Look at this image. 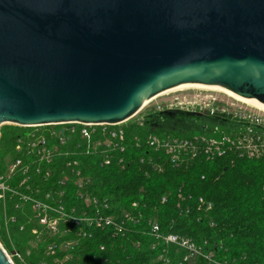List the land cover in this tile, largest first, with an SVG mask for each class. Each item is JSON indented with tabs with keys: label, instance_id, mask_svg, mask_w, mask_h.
<instances>
[{
	"label": "water",
	"instance_id": "1",
	"mask_svg": "<svg viewBox=\"0 0 264 264\" xmlns=\"http://www.w3.org/2000/svg\"><path fill=\"white\" fill-rule=\"evenodd\" d=\"M182 87L264 110V0H0V130L121 124Z\"/></svg>",
	"mask_w": 264,
	"mask_h": 264
},
{
	"label": "trees",
	"instance_id": "2",
	"mask_svg": "<svg viewBox=\"0 0 264 264\" xmlns=\"http://www.w3.org/2000/svg\"><path fill=\"white\" fill-rule=\"evenodd\" d=\"M215 128L219 133H226L235 127L209 115L181 111L156 113L146 117L142 127L131 124L126 128L127 151L121 155L123 165L115 161L110 167L102 168L100 157L78 158L82 162V175L90 179L86 192L95 198L108 199L113 214L120 216L126 211L134 216L142 215V218L139 226L129 224L131 233L125 238H112L110 232L92 231V238L81 241L72 252V258L63 264H156L163 254L172 264H187L183 263L185 251L181 250L179 257H175L176 246L167 248L153 237L134 234L138 228L143 230L149 220L156 221L163 236L190 239L205 257L212 254L211 261L201 259V264H264V159L256 161L227 152L213 159L201 156L189 168L176 169L163 153H156L145 145L149 135L211 137L216 136L213 134ZM19 135L16 131L4 133L0 174L4 170V159L13 153ZM135 137L142 139L141 146H136ZM154 166H159L161 171H155ZM54 168L55 176L47 180L36 177L33 186L43 192L60 190L56 183L62 176V162ZM11 186L17 187L15 182ZM64 190L69 206H81L73 182ZM200 197L213 204L210 213L199 209L197 200ZM163 198H166L165 203ZM133 203L138 204L135 210ZM26 217L21 213L19 220L25 234L33 228ZM50 242L33 250V256H38L36 264H55V257L63 260L61 253L55 257L45 255ZM137 242L139 247L133 245Z\"/></svg>",
	"mask_w": 264,
	"mask_h": 264
},
{
	"label": "built area",
	"instance_id": "3",
	"mask_svg": "<svg viewBox=\"0 0 264 264\" xmlns=\"http://www.w3.org/2000/svg\"><path fill=\"white\" fill-rule=\"evenodd\" d=\"M128 122L130 120L115 125L68 123L25 127L22 129L26 132L16 139L8 161L4 159V170L0 174V199L4 200L8 194L18 198L19 211L28 216L26 219L29 223L33 224V220H36L43 229L42 232L50 236L47 237L51 242L45 248V255H64L63 260L55 257V264L70 260L72 252L81 241L92 238V231L110 232L112 238H125L131 232L129 224L136 227L140 223L142 215L138 217L126 211L120 216L113 214V207L108 199L95 198L86 192L90 179L82 175V162L78 160L80 157L96 156L100 157L102 168L110 167L115 161L123 165L124 159L121 155L127 151ZM143 122L136 125L142 127ZM213 134L216 136L195 135L190 138L149 135L145 145L156 153H163L174 168H189L190 164L201 156L213 159L223 157L228 152L231 146L229 138L221 135L218 129L214 130ZM134 143L139 147L142 139L135 137ZM57 162H62L63 165L62 176L56 183L60 190L43 192L39 187H34L36 177L47 180L55 176L54 166L58 165ZM153 169L161 171L159 166H154ZM13 182H17V187L11 186ZM72 182L82 203L79 207L68 205L69 200L64 188ZM162 202L165 203L166 198H163ZM197 203L199 209L205 213L213 210V204L203 197H200ZM132 208L137 209L138 204L133 203ZM32 213H35L33 218ZM148 225L151 231L148 235L157 239L156 242L176 246L187 251L189 255L201 253L203 256L201 248L190 239L176 235L163 236L156 221L149 220ZM32 232L36 234L37 229ZM152 248L154 249L155 245ZM101 250L104 251V247ZM206 258L211 261L212 256ZM156 261L158 264H170L165 254Z\"/></svg>",
	"mask_w": 264,
	"mask_h": 264
},
{
	"label": "rangeland",
	"instance_id": "4",
	"mask_svg": "<svg viewBox=\"0 0 264 264\" xmlns=\"http://www.w3.org/2000/svg\"><path fill=\"white\" fill-rule=\"evenodd\" d=\"M169 111H181L189 114H198L201 116L209 115L221 118V120L235 127L227 130L226 133H220L221 135H226L230 140L229 145L231 146L228 152H233L241 158L256 161L264 159V111L237 101L218 91L186 89L155 97L136 117L128 122V125L144 121L146 117L150 115ZM255 120H258L260 123H256ZM15 131L20 134L26 132L22 128L10 125L1 128L0 147H2L4 133ZM3 152V149L0 150L1 158L4 156ZM9 156V154L6 156L5 161H8ZM18 205L19 200L13 194H8L4 200L0 199V244L14 264H29L27 259L36 264L38 256H33V250L42 243L50 241V239L47 238L50 236L42 232L43 229L36 220H33L35 222L33 223V229H37V233L34 234L32 232L33 229L27 234L23 233L25 231L19 222V220H21L22 211H19ZM33 214L35 213H32V218L34 216ZM139 224L140 223H138L137 226H139ZM136 230L134 234L138 236H149L148 233L151 232L149 225L148 227L145 226L143 230L142 228ZM133 245L139 247V242ZM179 252H181V249L178 248L175 257H179ZM210 256H212V254ZM201 259H204V261L205 259L207 260L201 253L189 255L188 252L185 251L183 263L201 264L203 263ZM155 263L158 264V261ZM40 264H44V262H40ZM170 264H172V260Z\"/></svg>",
	"mask_w": 264,
	"mask_h": 264
},
{
	"label": "bare ground",
	"instance_id": "5",
	"mask_svg": "<svg viewBox=\"0 0 264 264\" xmlns=\"http://www.w3.org/2000/svg\"><path fill=\"white\" fill-rule=\"evenodd\" d=\"M186 89H202V90H203V89H206V90H211V91H218V92L224 93V94H226V95L232 97L233 99H235V100H237V101H240V102L246 103L247 105H251V106H253V107H255V108H258L259 110L264 111L263 109L259 108L258 106L254 105V104H251V103H249V102H247V101H245V100H243V99H241V98H239V97H237V96H235V95H233V94H230V93H228V92H226V91H224V90H222V89H217V88H184V87H182V88H179V89H176V90H173V91H170V92H167V93L161 94V95H159V96L166 95V94H168V93H172V92H176V91L186 90ZM159 96H157V97H159ZM152 100H153V99H152ZM149 102H150V101H149ZM149 102H148V103H149ZM148 103H147V104H148ZM147 104H146V105H147Z\"/></svg>",
	"mask_w": 264,
	"mask_h": 264
}]
</instances>
